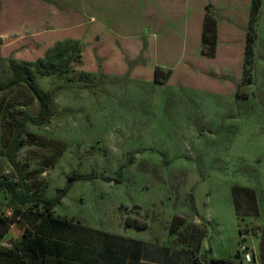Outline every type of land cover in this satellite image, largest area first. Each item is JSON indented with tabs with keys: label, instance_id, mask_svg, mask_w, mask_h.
Wrapping results in <instances>:
<instances>
[{
	"label": "rangeland",
	"instance_id": "1",
	"mask_svg": "<svg viewBox=\"0 0 264 264\" xmlns=\"http://www.w3.org/2000/svg\"><path fill=\"white\" fill-rule=\"evenodd\" d=\"M32 1L1 0L0 72L6 79L21 67L55 94L50 121L28 123L27 133L36 136L27 134L17 154L33 193L46 186L42 197L52 200L67 188L56 216L155 249L183 250L189 264L211 256L242 261L244 247L253 255L248 264H263L264 0L258 14L251 7L247 24L225 21L209 4L219 15L216 55H203L201 43L203 60L187 70L179 67L191 59L179 60L177 49L171 60H179L180 70L152 64L148 35L134 52L83 32L44 40L27 23L38 17L29 14ZM107 23L110 32L125 35L122 20ZM225 23L227 34L220 29ZM157 68L162 79L169 75L162 83ZM14 105L31 115L40 109L26 83L0 93V182L20 180L6 155L13 135L7 111ZM235 187L254 191L236 194L239 215ZM26 209L16 210L8 192L0 193V215L17 223L3 243L19 235Z\"/></svg>",
	"mask_w": 264,
	"mask_h": 264
},
{
	"label": "trees",
	"instance_id": "2",
	"mask_svg": "<svg viewBox=\"0 0 264 264\" xmlns=\"http://www.w3.org/2000/svg\"><path fill=\"white\" fill-rule=\"evenodd\" d=\"M262 6V0H252V12L258 14ZM1 10V0H0ZM205 19L202 34V54L209 57L216 55L218 45V20L217 10L212 5L205 8ZM249 42L254 38L248 36ZM1 45V41H0ZM61 44H58L60 46ZM247 55H252V48L249 46ZM2 56L0 53V67ZM250 60L246 61L249 65ZM160 69H156L155 80L162 83L169 77L161 78ZM43 73V72H42ZM168 73V72H167ZM45 74V73H43ZM46 73L45 75H48ZM162 80V81H161ZM28 84L40 103L39 112L36 115L28 113L23 106H11L8 111V121L12 126L13 135L8 145L6 155L10 164L17 171L20 180L18 182H0V193L7 191L10 195V203L16 207H27L22 210L24 224L19 228V235H14L11 242L3 243V239L16 226L15 220L0 215V264H132L142 259L146 243L142 240L129 238L123 235L110 233L95 229L82 224L80 221L58 217L54 214L55 206L65 196L67 188L60 191V196L47 200L42 197V192L33 193L31 186L26 182L17 154L27 143L26 135L35 138L36 135L27 133L26 125L46 124L50 121L55 111V94L42 89L34 76L21 68H15L13 74L3 78L0 72V93L7 92L21 85ZM83 178L77 176L76 179ZM246 190L254 196V191L243 187L234 188V202L237 214L239 215V201L236 196L238 191ZM32 204L31 206H28ZM42 207V210L35 208ZM181 221V219H179ZM127 223L132 225L128 218ZM134 225L141 226L135 221ZM175 223V221H174ZM173 223V226H174ZM176 227H173L175 230ZM241 235L243 230H240ZM247 248V247H246ZM248 249V248H247ZM240 257V255H239ZM260 257L264 264V235L260 247ZM136 261V262H135ZM253 262V261H252ZM139 263V262H138ZM137 264V263H136ZM139 264H157L143 262ZM193 264H248L244 260L231 258L207 257L200 260L194 258Z\"/></svg>",
	"mask_w": 264,
	"mask_h": 264
},
{
	"label": "crops",
	"instance_id": "3",
	"mask_svg": "<svg viewBox=\"0 0 264 264\" xmlns=\"http://www.w3.org/2000/svg\"><path fill=\"white\" fill-rule=\"evenodd\" d=\"M32 1V0H31ZM34 0L28 9L30 16L35 13L36 23H28L30 28H36V35L45 37L60 36L69 38L74 33L83 32L84 36L99 35L102 39L111 40L116 46L137 50L142 37L148 35L149 60L165 67L187 70L188 65H195L203 59L198 58L202 43V31L205 18V8L212 4L225 21L238 20L248 22L252 0ZM29 5L28 1L24 3ZM22 4V5H23ZM27 12V8H20ZM264 9V1H263ZM249 12V13H248ZM28 16V17H30ZM133 19L134 24L123 20ZM107 20H122L119 30L125 35L110 32ZM230 24L220 25V29L228 32ZM229 26V27H228ZM131 27L135 30L132 32ZM51 29V30H50ZM120 31V32H121ZM119 32V33H120ZM223 31L220 32L222 37ZM94 36V37H95ZM141 45V44H140ZM189 48L185 51L186 48ZM177 49V58L191 59L185 65L177 68L178 61L171 60L172 53ZM115 50L117 48L115 47ZM182 51V52H181ZM118 54V53H117ZM116 54V56H117ZM132 57L133 55L130 54ZM117 59L115 63L118 61ZM151 65V64H150ZM180 70V69H179ZM153 76V75H152ZM130 238V237H129ZM134 239V238H133ZM146 248L139 263L157 264H189L191 261L184 256V251L174 252L167 247L152 248L151 242L144 241ZM150 248L153 253L147 252ZM211 251H213L211 249ZM213 255V254H212ZM218 258L216 256H211ZM176 258V260H174ZM227 258V257H225ZM178 260V261H177ZM201 260V259H200ZM136 262V261H135ZM136 262L137 264H139ZM252 263V262H250Z\"/></svg>",
	"mask_w": 264,
	"mask_h": 264
},
{
	"label": "built area",
	"instance_id": "4",
	"mask_svg": "<svg viewBox=\"0 0 264 264\" xmlns=\"http://www.w3.org/2000/svg\"><path fill=\"white\" fill-rule=\"evenodd\" d=\"M242 253L244 255V260L247 262V263H250L253 261V255L248 251V249L246 247H244L242 249Z\"/></svg>",
	"mask_w": 264,
	"mask_h": 264
}]
</instances>
